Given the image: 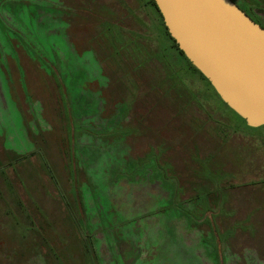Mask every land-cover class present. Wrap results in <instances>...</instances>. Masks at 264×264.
<instances>
[{"label": "rangeland", "instance_id": "rangeland-1", "mask_svg": "<svg viewBox=\"0 0 264 264\" xmlns=\"http://www.w3.org/2000/svg\"><path fill=\"white\" fill-rule=\"evenodd\" d=\"M0 44V264H264V125L150 0H0Z\"/></svg>", "mask_w": 264, "mask_h": 264}, {"label": "water", "instance_id": "water-1", "mask_svg": "<svg viewBox=\"0 0 264 264\" xmlns=\"http://www.w3.org/2000/svg\"><path fill=\"white\" fill-rule=\"evenodd\" d=\"M169 33L222 100L264 125V27L233 0H155Z\"/></svg>", "mask_w": 264, "mask_h": 264}, {"label": "crops", "instance_id": "crops-1", "mask_svg": "<svg viewBox=\"0 0 264 264\" xmlns=\"http://www.w3.org/2000/svg\"><path fill=\"white\" fill-rule=\"evenodd\" d=\"M3 44H0V122H2L4 118V112L6 111L5 108V101H4V62L6 59V53L4 52Z\"/></svg>", "mask_w": 264, "mask_h": 264}, {"label": "flooded vegetation", "instance_id": "flooded-vegetation-1", "mask_svg": "<svg viewBox=\"0 0 264 264\" xmlns=\"http://www.w3.org/2000/svg\"><path fill=\"white\" fill-rule=\"evenodd\" d=\"M235 1L238 6L243 9L248 15H250L256 22H258L259 24H261L264 27V23L262 21H260V19H258L257 15L254 13L256 12L253 8V6L255 5H251L248 3L247 0H233Z\"/></svg>", "mask_w": 264, "mask_h": 264}, {"label": "trees", "instance_id": "trees-1", "mask_svg": "<svg viewBox=\"0 0 264 264\" xmlns=\"http://www.w3.org/2000/svg\"><path fill=\"white\" fill-rule=\"evenodd\" d=\"M150 1H151V3L156 7V9L158 10L160 16L162 17L163 25H164V27H165V29H166V31H167V34H168L169 37L172 39L174 46L177 47V49L179 50V52H180V53H181V54L187 59V61L190 63V65H191L196 71H198V72H199V73L205 78L204 74L192 64V62L187 58V56L184 54V52L179 48V46H178L176 40H175V39L171 36V34L169 33V30H168L167 26L165 25V22H164V19H163L162 13L160 12V10H159V8H158V6H157L155 0H150ZM206 79H208V78H206Z\"/></svg>", "mask_w": 264, "mask_h": 264}]
</instances>
